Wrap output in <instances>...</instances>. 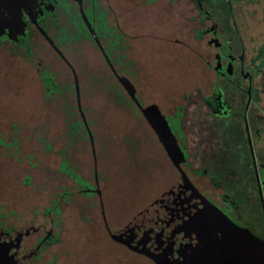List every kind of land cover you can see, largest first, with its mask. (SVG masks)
<instances>
[{
	"label": "flooded vegetation",
	"instance_id": "1",
	"mask_svg": "<svg viewBox=\"0 0 264 264\" xmlns=\"http://www.w3.org/2000/svg\"><path fill=\"white\" fill-rule=\"evenodd\" d=\"M154 1L148 0V4ZM188 1L193 8L195 5L201 24L212 20L210 27L194 30L193 15L188 30L192 51L194 40L205 38L212 52L203 59L212 74L206 92L194 80V69L186 71L189 80L179 85L183 68L174 58L182 56L181 39L174 38L162 46L155 33L137 31L125 20L124 10L109 6L107 0H31L24 7L22 2L0 0V52L9 50L30 63L47 97L72 95L74 101L65 102L68 134L89 145L91 174L88 178L80 173L84 162L71 166L65 151L59 172L69 178L75 194L98 209L94 217L75 219L80 227L91 223L84 245L63 242L60 226L66 221L60 217H41L25 227L7 224V217H0V243L11 242L3 248L7 254L0 256L5 264H93L86 259L87 253L82 255L90 246L99 253L95 257H105L106 264H173L185 260L198 264L200 247L221 241L225 231L221 219L212 217L211 206L264 241L263 88L257 66L248 55L245 28L240 22L221 21L203 0ZM13 14L20 15L19 24H6ZM88 48L99 62L95 74L103 72L111 79L114 105L129 112L141 136L152 140L148 150L156 157L153 183L160 180L159 192L146 195L142 204L131 199L133 207L126 217H118L113 207L117 198L107 193L112 188L100 165L98 139L87 117L90 112L83 107L80 56ZM140 61L145 69L138 67ZM138 75L150 88L162 89L163 94L147 97L134 81ZM121 80L130 83L134 98ZM150 106H156L165 118L182 153L178 167L142 113ZM7 147L0 136V150ZM231 162L238 167L234 171L241 189L238 197L230 190L234 186L228 177ZM246 190L252 191L250 197ZM72 195L67 192L63 198ZM53 208L48 209V215L58 216L57 205Z\"/></svg>",
	"mask_w": 264,
	"mask_h": 264
},
{
	"label": "rangeland",
	"instance_id": "2",
	"mask_svg": "<svg viewBox=\"0 0 264 264\" xmlns=\"http://www.w3.org/2000/svg\"><path fill=\"white\" fill-rule=\"evenodd\" d=\"M107 3L124 10L125 20L137 31L147 29L155 33L162 46L174 38L181 39L182 56L174 58L178 67L183 68V75L178 78L179 85L188 77L187 72L194 69V80L197 79L199 89L206 92L212 74L207 71L203 59L212 52L206 46L205 38L194 40L192 51L188 30L193 15L194 30L210 27L212 20H204L201 24V16L195 5L193 8L192 2L155 0L148 4V0H107ZM246 47L250 55L251 43L248 37ZM93 53V49L88 48L80 56L84 69V74L80 76L83 107L87 113L90 112L87 117L92 121L91 129L98 139L100 165L107 176L106 183L112 188L107 193L117 198L113 207L117 208L118 217H126L133 207L131 201L142 204L146 195L159 192L160 180L156 179L153 183L156 175L152 163L156 157H152L153 152L149 153L148 150L152 140L149 142L143 137L139 125H133L129 112L114 105L109 90L111 79L103 72L95 74L99 62ZM141 66L144 69L146 67L140 61L138 67ZM134 81L139 90L146 91L147 97L151 99L163 94L162 89L150 88L142 75H138ZM72 101V95L65 93L47 97L30 63L11 55L9 50L0 52V136L8 146L0 150V217H7V224L18 227L33 224L34 220L41 217H60V220L66 221L65 226H60L63 228V242L75 245V241H78L77 245H84L89 237L85 234L88 230L86 228L91 223H86L87 227H80L75 219L94 217L98 209L87 198L75 194L69 178L59 172L62 152L65 151L71 166L84 162L83 169L79 168L80 173L88 178L91 174L89 145L71 139L68 134L66 119L69 109L65 102ZM67 192L73 193L70 199L63 198ZM54 205L59 210L58 216L47 213L48 209H54ZM261 233L264 234L263 229ZM84 254L93 264H106L103 259L105 257H95L99 253L94 246L83 249Z\"/></svg>",
	"mask_w": 264,
	"mask_h": 264
},
{
	"label": "water",
	"instance_id": "3",
	"mask_svg": "<svg viewBox=\"0 0 264 264\" xmlns=\"http://www.w3.org/2000/svg\"><path fill=\"white\" fill-rule=\"evenodd\" d=\"M2 1L9 4L12 0ZM15 1L18 3L22 2V7H24V5L30 3L31 0ZM0 6L3 5L0 4ZM83 21L87 23L88 27H90L85 17L83 18ZM19 22L20 15L16 14L15 16L13 14L10 21L5 23L15 26V24H19ZM92 37H95V35L93 34ZM121 83L130 96L134 98L133 88L130 83L127 80H121ZM76 95L78 97V91L76 92ZM142 113L163 145L168 157L172 163L178 167L180 161L183 160V156L176 144L173 134L170 131L167 121L160 114L156 106H150L144 110L142 109ZM211 209L213 214L212 217H219L221 219L225 227V231L223 232L221 241L216 242V244H205L200 247L198 264H264V241L254 237L248 230L239 228L233 224L214 206H211ZM10 244L11 242L0 243V256L7 254V250H4L3 248ZM4 261V258H0V264H5ZM6 261L8 262L7 259ZM173 264L192 263L190 260H185L184 262H177Z\"/></svg>",
	"mask_w": 264,
	"mask_h": 264
},
{
	"label": "trees",
	"instance_id": "4",
	"mask_svg": "<svg viewBox=\"0 0 264 264\" xmlns=\"http://www.w3.org/2000/svg\"><path fill=\"white\" fill-rule=\"evenodd\" d=\"M214 14L219 16L221 21L241 23L245 28V36L251 43L250 56L252 63L256 64V75L261 79L263 88V119H264V0H203ZM246 28L248 34H246ZM235 169H238L233 162L230 164V174L228 177L234 186L231 187L232 195L238 197L241 189L238 187L239 180ZM246 175L249 176L247 170ZM251 190H246L248 197Z\"/></svg>",
	"mask_w": 264,
	"mask_h": 264
}]
</instances>
